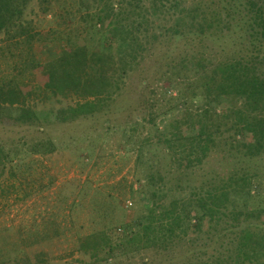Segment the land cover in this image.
I'll use <instances>...</instances> for the list:
<instances>
[{
  "label": "trees",
  "instance_id": "trees-1",
  "mask_svg": "<svg viewBox=\"0 0 264 264\" xmlns=\"http://www.w3.org/2000/svg\"><path fill=\"white\" fill-rule=\"evenodd\" d=\"M69 1L0 0V50L17 60L13 68L16 75L0 74V127H28L39 121L30 107L39 95L33 81L40 85L37 90L85 102L50 116L69 123L116 102L140 59L163 41L218 42V36L228 37L238 30L233 24L238 21L242 23L239 31L244 33V44L255 48L244 56L227 54L222 60L188 51L174 60L178 65L157 74L160 83L169 84L168 89L161 87L160 100L169 110L152 113L174 116L169 122L170 132L167 127L157 131L156 144L150 138H138L136 165L143 202L127 223L119 225L114 214H105L100 230L79 239L78 253L90 264H120L144 254L149 256L145 264H156L162 257L164 264H264V251L260 254L264 249V209L249 204L251 185L229 179L222 187L223 178L217 176L182 196L169 188L166 177L170 172L162 173L159 167L164 161L158 156L164 154L171 170L188 177L208 161L226 135L243 139L249 132L264 135V0H225V14L200 0ZM211 3L218 8L215 0ZM62 9L59 17L66 28L65 36L52 32L58 35L52 38L42 33L40 21ZM76 22L102 33L103 50L88 47L79 36L80 29L72 28ZM38 44L53 46V54H41ZM150 79L154 78L145 79L143 86L148 87ZM172 90L177 92L175 98ZM137 120L145 122V118ZM27 149V154L44 157L57 150L50 141ZM25 156L0 143V186L8 167L22 165ZM181 179L173 188L180 187ZM205 225L209 229L207 242L196 243L191 236ZM37 243L36 239L32 245ZM183 244L188 248L184 256L163 255ZM40 254L38 257L45 259L44 253ZM45 263L30 257L0 262Z\"/></svg>",
  "mask_w": 264,
  "mask_h": 264
},
{
  "label": "rangeland",
  "instance_id": "rangeland-1",
  "mask_svg": "<svg viewBox=\"0 0 264 264\" xmlns=\"http://www.w3.org/2000/svg\"><path fill=\"white\" fill-rule=\"evenodd\" d=\"M200 1L225 14V0H215L218 8L212 5V0ZM67 2L70 3L69 0ZM240 3L239 8L242 9ZM58 12L39 23L40 31L51 34L52 38L58 36L52 32L63 33L64 36L66 32L59 17L64 11ZM233 24L238 30L228 37L218 36L221 37L218 42L210 39L201 45L186 40H167L162 45L157 44L156 49H151L140 59L116 102L99 113L69 123L57 122L50 116L85 102L37 90L40 85L33 81L39 95L30 103V107L37 112L39 121L28 127L19 128L9 124L0 127V143L26 155L22 165L15 163L8 167L0 186V262L30 257L45 260V264H90V260L77 251L79 239L100 230L105 214H114L119 225L135 218L137 205L143 202L136 165L139 141L150 138L155 143L158 130L163 131L167 127L170 132L169 122L173 119V113L160 117L152 113L154 110H162L158 113L169 110L168 106H161L160 103L161 87L168 89L169 84L160 83L157 74L178 65L174 60L188 51L194 55L206 54L212 60H222L227 54H249L255 48H250L248 42L244 44V33L239 31L242 23L235 21ZM76 27L80 29V38L91 50H103L102 33L87 30L77 22L72 25L74 30ZM37 47L38 52L44 55L54 52L53 46L47 44H38ZM256 49L260 51L261 47L256 46ZM16 61L10 53L4 54L0 50V74L16 75L17 72L13 71ZM24 77L26 82L30 81L28 75ZM151 77L154 79L149 80L150 85L143 86V81ZM176 95L177 92L172 90L171 96L175 98ZM139 118H145V122L137 120ZM134 130L136 134H133ZM247 135L246 139L226 135L208 161L200 169L189 172L188 177L171 170V162L165 160L164 154L157 153L164 161L160 162L159 167L162 173L170 172L166 177L169 188L187 196L190 188H198L217 176L223 178L219 184L222 187L229 179L235 180L232 182L235 184L245 181L252 190L253 198L249 204L256 209H264V135L252 132ZM47 141L55 144L56 153L46 157L26 153L27 148L31 150ZM23 143L28 147H24ZM180 179V187L173 188L178 186ZM127 202H131L133 207L127 209ZM202 229L191 237L195 238L196 243L205 244L209 229L206 225ZM36 239L39 243L32 245ZM260 251L261 254L264 249ZM41 252L45 259L38 257ZM187 252L188 248L183 244L170 248L163 255L182 257ZM148 259L149 256L144 254L120 264H145ZM164 262L165 257H162L156 264Z\"/></svg>",
  "mask_w": 264,
  "mask_h": 264
},
{
  "label": "built area",
  "instance_id": "built-area-1",
  "mask_svg": "<svg viewBox=\"0 0 264 264\" xmlns=\"http://www.w3.org/2000/svg\"><path fill=\"white\" fill-rule=\"evenodd\" d=\"M133 207V204L131 203V202H127V204H126V208L127 209H130V208H132Z\"/></svg>",
  "mask_w": 264,
  "mask_h": 264
}]
</instances>
